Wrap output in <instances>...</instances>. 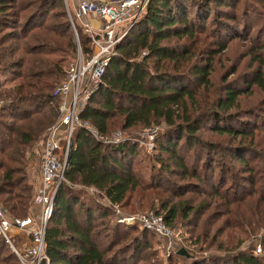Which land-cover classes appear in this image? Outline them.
Listing matches in <instances>:
<instances>
[{
    "label": "trees",
    "instance_id": "16d2710c",
    "mask_svg": "<svg viewBox=\"0 0 264 264\" xmlns=\"http://www.w3.org/2000/svg\"><path fill=\"white\" fill-rule=\"evenodd\" d=\"M79 38L87 51L81 31ZM238 43V62L215 82L216 60ZM75 51L63 0H0V204L11 216L30 214L26 153L58 115L53 91ZM103 81L82 120L102 134L164 131L148 152L136 141L102 144L75 128L68 183L46 227L49 264H164L159 239L114 222L108 203L146 207L168 226L188 228L189 256L171 253L167 264H264V97H253L264 94V0H151ZM227 228L259 236L261 253L242 248L238 237L228 243ZM7 250L0 236V264H17Z\"/></svg>",
    "mask_w": 264,
    "mask_h": 264
},
{
    "label": "built area",
    "instance_id": "2783aa9c",
    "mask_svg": "<svg viewBox=\"0 0 264 264\" xmlns=\"http://www.w3.org/2000/svg\"><path fill=\"white\" fill-rule=\"evenodd\" d=\"M147 1L63 0L74 36L76 54L53 91V95L61 101L58 107L59 118L45 130L37 148L40 159L39 179L31 211L25 218H13L0 206V236L16 256L18 264H49L45 250L46 227L53 214L54 200L60 186L63 182L68 183L64 173L75 128L85 129L102 144L117 145L136 141L145 146L148 152L154 148V139L160 127L151 126L133 135L116 131L108 136L80 116L84 104L104 84L103 75L110 59L116 54V46L136 24ZM80 31L87 38V51L82 49ZM145 53L143 50L141 55ZM91 191L95 193V190ZM108 205L118 215V223L137 224L152 232L159 239L164 256L176 253L179 235L165 223L162 215L155 212L123 215L117 205ZM255 252L261 253L259 244Z\"/></svg>",
    "mask_w": 264,
    "mask_h": 264
},
{
    "label": "rangeland",
    "instance_id": "374dc122",
    "mask_svg": "<svg viewBox=\"0 0 264 264\" xmlns=\"http://www.w3.org/2000/svg\"><path fill=\"white\" fill-rule=\"evenodd\" d=\"M69 2H71V0H69ZM241 45L240 43L238 44H233L232 46H230V49L229 51H226L224 53V55H222L220 58H218L215 62V66H214V72L212 74V77L213 79L215 80V82H218L219 79L221 78V75L224 73V71H226V69H228L232 64L238 62L237 60H239V54L241 52ZM76 54V51L74 53H72L71 55L69 54V56L66 57L65 59V62L63 63L64 65V70L67 69L68 67V64L69 62L72 60L73 56ZM247 60H244V62L242 64H240L239 66L240 67H245V65L247 64L246 62ZM247 71V70H246ZM63 79V78H62ZM61 79V80H62ZM60 80V81H61ZM59 84V83H58ZM56 84V86L58 85ZM255 101L254 102H259L263 97H264V94H259V92H256L255 95L253 96ZM59 103H61L60 99H58V107H59ZM57 113H58V108H57ZM58 118H59V113L56 117V119L49 125L47 126L43 131L42 133L40 134V136L38 137V139L33 143L32 145V148L29 149L26 153V158H27V166H26V171H27V175H28V178L31 182H33L34 184V191H35V188L37 186V183H38V179H39V166H40V159H39V154H38V145H39V142L41 140V138L44 136V133H45V130L50 127L51 125H53L56 121H58ZM145 129H140V130H136V131H125V130H121V129H115L113 130L112 132L110 133H107L106 135H111L113 132H116V131H123V132H126V133H131L133 135L134 134H138L139 132H142L144 131ZM164 129H163V126H160L159 129H157V136L159 135V133L163 132ZM156 138V137H155ZM155 140V139H154ZM144 156V155H143ZM75 186V185H73ZM189 197H193V199H195V201L197 202L198 200L201 199V197H198L196 194H192V193H189L188 194ZM206 198H209V197H205ZM106 202V201H105ZM0 206L7 210L4 206H2L0 204ZM118 207V206H117ZM119 209V208H118ZM126 211H122L119 209V211L121 212V214L123 215H134V214H144V213H149V212H153L152 210L150 209H147L146 207H142V208H139V209H135V210H128V209H125ZM8 212V210H7ZM8 215H10V213L8 212ZM10 217H15V216H11ZM17 218H25L26 216L24 217H18L16 216ZM206 216H204L203 219H205ZM117 218H118V215L117 217L115 218L114 222L116 221L117 222ZM113 222V223H114ZM220 222H217L216 225H218ZM135 226H137L139 229H141V227H139L137 224H135ZM172 228L178 233L179 235V248L181 247H185L183 246L184 245V238H188L189 237V234H187L188 232V228L186 227H179V226H172ZM236 237L240 238V240L243 241V246L242 248H246L248 246H253V245H257L258 243V237L259 236H256L255 234L254 235H249V234H244L242 233L241 231H238L236 229H232V228H227L225 229V232H224V235H223V239H225L228 243H236L238 240H236ZM157 240V238H156ZM155 240V241H156ZM226 246H229V245H226ZM10 248V247H9ZM155 248L158 249V253L160 256L163 257V263L164 264H167V258L166 256H164L163 252H161V249H160V243L157 241V243L155 244ZM178 248V249H179ZM241 248V247H240ZM177 249V250H178ZM185 249V248H184ZM191 249V248H190ZM11 250V249H10ZM10 250H7V252H9ZM12 251V250H11ZM210 251V252H209ZM207 251L206 253H200V255H207L209 253H212L214 252V249H211ZM215 253V252H214ZM199 254H197L196 256H198ZM199 255V256H200ZM18 264V263H17Z\"/></svg>",
    "mask_w": 264,
    "mask_h": 264
},
{
    "label": "water",
    "instance_id": "95a60500",
    "mask_svg": "<svg viewBox=\"0 0 264 264\" xmlns=\"http://www.w3.org/2000/svg\"><path fill=\"white\" fill-rule=\"evenodd\" d=\"M150 1H151V0H148V1H147L146 7L149 5ZM176 253L179 254V255L186 256V257L189 256L188 253L186 252V250H185L183 247L179 248V249L176 251Z\"/></svg>",
    "mask_w": 264,
    "mask_h": 264
}]
</instances>
